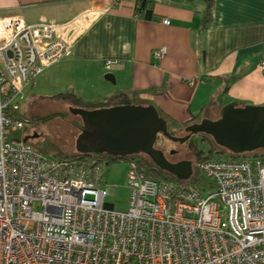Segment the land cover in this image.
<instances>
[{"label": "built area", "instance_id": "obj_1", "mask_svg": "<svg viewBox=\"0 0 264 264\" xmlns=\"http://www.w3.org/2000/svg\"><path fill=\"white\" fill-rule=\"evenodd\" d=\"M101 12L88 8L59 25L0 18V264H264L259 158L199 162L213 190L205 195L126 161V208L116 211L103 199L115 193L101 182L103 162L45 158L4 140L22 127L15 96Z\"/></svg>", "mask_w": 264, "mask_h": 264}, {"label": "crops", "instance_id": "obj_2", "mask_svg": "<svg viewBox=\"0 0 264 264\" xmlns=\"http://www.w3.org/2000/svg\"><path fill=\"white\" fill-rule=\"evenodd\" d=\"M135 1L0 0V18L17 16L25 24L59 25L88 8L102 10L81 24L66 55L28 83L35 97L71 92L98 102L122 92L129 104H151L184 125L207 112L218 116L231 100L264 105V0H143L150 20L135 15ZM160 46L165 54L152 60L150 50Z\"/></svg>", "mask_w": 264, "mask_h": 264}, {"label": "water", "instance_id": "obj_3", "mask_svg": "<svg viewBox=\"0 0 264 264\" xmlns=\"http://www.w3.org/2000/svg\"><path fill=\"white\" fill-rule=\"evenodd\" d=\"M102 78L113 82L110 73H104ZM68 111L80 119L74 140L75 153L107 154L119 158L139 153L156 168L180 181L190 176V162H168L154 147L157 135L177 143L193 134L204 135L216 147L235 156L264 151V105H240L231 100L219 108L216 119L203 117L185 125V134L181 137L169 134L164 119L151 104H120L94 109L72 107Z\"/></svg>", "mask_w": 264, "mask_h": 264}, {"label": "rangeland", "instance_id": "obj_4", "mask_svg": "<svg viewBox=\"0 0 264 264\" xmlns=\"http://www.w3.org/2000/svg\"><path fill=\"white\" fill-rule=\"evenodd\" d=\"M35 91V88L30 90L29 84H27L15 96L14 99L18 109L26 115V121L22 122L20 130L4 136V140L28 145L33 151L45 158H54L55 154H72L74 152V140L80 128V119L71 115L68 111V108L74 106L67 101H56L43 97L36 98L35 93L37 92ZM131 103L133 104L134 102L132 101ZM212 113H205L204 118L216 119L217 116ZM160 117L164 119L169 133L175 137L182 136L183 127L186 124L173 123L163 116ZM197 119L196 117L193 118V120ZM156 146L163 149L164 155L170 161L183 158L188 159L191 165L196 162L192 154L195 150L203 154H208L207 151L211 150L210 160L230 159L228 152L214 146L210 139L200 134H193L192 137L180 144L165 141L160 136L156 140ZM168 149L176 151L170 155L166 152ZM124 173L125 162L123 160L112 161L106 165L103 164L101 167L103 187L115 188L113 196L106 194L103 196L104 202L112 204V208L116 211H124L126 208L127 188L125 186ZM197 187L200 189L201 195H205V192L213 191L208 179H200ZM213 199L216 200L215 197Z\"/></svg>", "mask_w": 264, "mask_h": 264}, {"label": "trees", "instance_id": "obj_5", "mask_svg": "<svg viewBox=\"0 0 264 264\" xmlns=\"http://www.w3.org/2000/svg\"><path fill=\"white\" fill-rule=\"evenodd\" d=\"M207 2V1H206ZM146 1L143 0H137L134 2L133 10L135 12V15L137 17H140L142 19L150 20L152 18L151 11L149 7L147 6ZM208 2L205 4V8L203 11V17L202 20L203 22L206 21L207 15H208ZM49 99L56 100V101H67L71 103L74 107H80L83 109H94V108H100V107H107V106H112V105H120V104H129L128 99L125 97L124 93L122 92H117L103 101H98V102H84L82 101L79 97L74 95L71 92H60L53 94L48 97ZM158 113V112H157ZM12 114L19 120L21 121H26V115L20 111L19 109L16 111H13ZM158 115H160L158 113ZM161 116V115H160ZM164 117V116H163ZM160 137V135H157L155 139ZM156 143V140L154 141V145ZM208 154H203L201 152H198L197 154L193 155L196 162H194L193 165H191V174L188 177L187 180L185 181H180L172 177L170 174L156 168L147 157H145L142 154L136 153L132 154L129 156H124V157H116V156H110L107 154H78L73 152L70 155H63V154H55L54 158H59V159H88V160H94V161H101L105 165L108 164L109 162L112 161H117V160H123L124 162L133 160L139 168H141L147 177L155 180H166L182 185H189L192 188H195L199 193H201L200 189H198L197 185L199 184L200 181V176L196 170L197 164L203 160L210 159V153L211 150L207 151ZM222 158V157H218ZM230 159L232 160H238V159H244V158H259L261 161L264 162V151L263 150H258L255 152L251 153H244L239 156L231 155L230 154Z\"/></svg>", "mask_w": 264, "mask_h": 264}, {"label": "flooded vegetation", "instance_id": "obj_6", "mask_svg": "<svg viewBox=\"0 0 264 264\" xmlns=\"http://www.w3.org/2000/svg\"><path fill=\"white\" fill-rule=\"evenodd\" d=\"M193 122H195V120L193 121ZM190 123H192V122H190ZM187 125V124H186ZM170 135H172L171 133H169ZM185 134V132H183V134H182V136ZM173 136V135H172ZM202 136H204V135H202ZM181 137V136H180ZM190 137H192V135H190L188 138H190ZM165 141H169L168 139H166V138H163ZM155 140H157V139H155ZM186 141V140H185ZM169 142H171V141H169ZM184 142V141H183ZM175 143H177V142H175ZM212 143V142H211ZM180 144V143H179ZM213 144V143H212ZM214 145V144H213ZM215 146V145H214ZM154 147L156 148V149H158V150H160L161 152H162V154H163V156H164V158L168 161V162H176V161H179V160H188V159H183V158H181V159H179V160H174V161H170L165 155H164V152H163V149L162 148H158V146H156V143H155V145H154ZM170 149V148H169ZM167 150L166 152H168V154H173L176 150H172L171 149V151H172V153H169V151L170 150ZM198 153V151H193L192 152V154L193 155H195V154H197ZM189 161V160H188ZM190 162V161H189Z\"/></svg>", "mask_w": 264, "mask_h": 264}]
</instances>
